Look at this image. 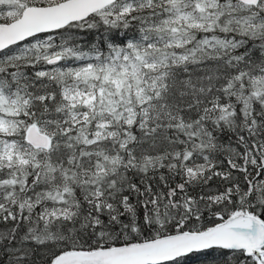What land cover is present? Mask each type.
Here are the masks:
<instances>
[{
  "label": "snow or ice",
  "instance_id": "obj_1",
  "mask_svg": "<svg viewBox=\"0 0 264 264\" xmlns=\"http://www.w3.org/2000/svg\"><path fill=\"white\" fill-rule=\"evenodd\" d=\"M0 264H264V0H0Z\"/></svg>",
  "mask_w": 264,
  "mask_h": 264
}]
</instances>
